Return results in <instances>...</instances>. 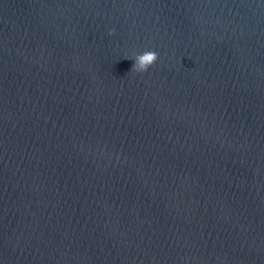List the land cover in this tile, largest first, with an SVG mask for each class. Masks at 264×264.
Returning <instances> with one entry per match:
<instances>
[{
  "label": "water",
  "instance_id": "water-1",
  "mask_svg": "<svg viewBox=\"0 0 264 264\" xmlns=\"http://www.w3.org/2000/svg\"><path fill=\"white\" fill-rule=\"evenodd\" d=\"M0 264H264V0H0Z\"/></svg>",
  "mask_w": 264,
  "mask_h": 264
},
{
  "label": "clouds",
  "instance_id": "clouds-1",
  "mask_svg": "<svg viewBox=\"0 0 264 264\" xmlns=\"http://www.w3.org/2000/svg\"><path fill=\"white\" fill-rule=\"evenodd\" d=\"M111 34L112 32L109 33V35ZM157 58L158 54L155 51H145L143 54L136 55L133 71L146 72L156 62Z\"/></svg>",
  "mask_w": 264,
  "mask_h": 264
}]
</instances>
